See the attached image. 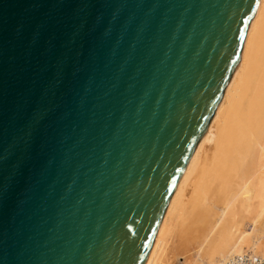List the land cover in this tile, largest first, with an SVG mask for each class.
Here are the masks:
<instances>
[{"label":"water","instance_id":"1","mask_svg":"<svg viewBox=\"0 0 264 264\" xmlns=\"http://www.w3.org/2000/svg\"><path fill=\"white\" fill-rule=\"evenodd\" d=\"M260 0H0V264H144Z\"/></svg>","mask_w":264,"mask_h":264},{"label":"bare ground","instance_id":"2","mask_svg":"<svg viewBox=\"0 0 264 264\" xmlns=\"http://www.w3.org/2000/svg\"><path fill=\"white\" fill-rule=\"evenodd\" d=\"M264 259V0L144 264Z\"/></svg>","mask_w":264,"mask_h":264},{"label":"built area","instance_id":"3","mask_svg":"<svg viewBox=\"0 0 264 264\" xmlns=\"http://www.w3.org/2000/svg\"><path fill=\"white\" fill-rule=\"evenodd\" d=\"M231 264H264V259L248 255L239 256L238 260H232Z\"/></svg>","mask_w":264,"mask_h":264}]
</instances>
